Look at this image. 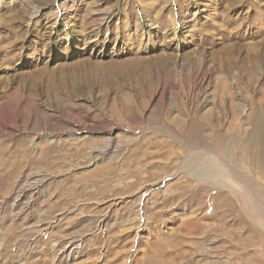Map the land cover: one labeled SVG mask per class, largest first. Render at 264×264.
<instances>
[{
  "label": "rangeland",
  "instance_id": "374dc122",
  "mask_svg": "<svg viewBox=\"0 0 264 264\" xmlns=\"http://www.w3.org/2000/svg\"><path fill=\"white\" fill-rule=\"evenodd\" d=\"M183 3L176 22L170 0H0V264H147L154 248L157 264H245L256 250L230 225L239 212L184 233L176 198L172 222L142 228L140 201L195 184L163 116L264 114V0Z\"/></svg>",
  "mask_w": 264,
  "mask_h": 264
},
{
  "label": "bare ground",
  "instance_id": "6f19581e",
  "mask_svg": "<svg viewBox=\"0 0 264 264\" xmlns=\"http://www.w3.org/2000/svg\"><path fill=\"white\" fill-rule=\"evenodd\" d=\"M170 3L173 20L176 22L183 20L185 15L178 12L184 5L183 0H170ZM145 8L148 12L154 10L155 6L153 3H147ZM157 15L153 14L148 19L152 21ZM170 21L169 26L172 24V20ZM210 75V69L202 65L196 76L197 86L200 87ZM234 107L231 105L229 116L226 109L217 112L215 107H212L203 111L198 108L193 112L188 111L186 118L183 113H175L173 116L166 115L160 119L158 128L163 132L162 135L168 136L175 147H184L189 151V154L186 152L188 156L182 159L177 155V161L179 168L188 172L196 182L193 184L190 181H182L184 185L172 184L167 191L174 188L177 193L171 192L168 196L164 194L165 197L160 199L154 196V199L148 202L140 201L142 211L147 213L142 228L157 232L162 226L172 222L173 219L162 217L165 208L175 198L181 199L180 205L188 210H186L188 216L182 220L184 223L182 222L180 226L184 233L208 234L209 223H202V219L214 218L216 227H219L228 216L239 212L230 225H244L247 229L245 246L251 243L258 245L252 255L250 254L251 257L245 258V264H264V259L261 258L264 257V232L252 223V218L255 220L261 216L264 220V203L257 201L258 197L264 196V114L261 110L244 118L235 112ZM247 124L250 125L249 129ZM158 143L159 140L152 142L153 145ZM204 192L207 195L204 196ZM184 195L188 196L186 200L183 198ZM158 205V210H155ZM204 206L209 213L207 211L201 214ZM134 241L139 243L138 236L134 237ZM75 247L73 250H76ZM56 251L58 256L65 257V250ZM163 252L160 248H154L153 251L148 249L145 261L147 264H157Z\"/></svg>",
  "mask_w": 264,
  "mask_h": 264
}]
</instances>
